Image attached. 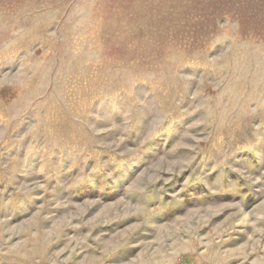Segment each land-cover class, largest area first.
Masks as SVG:
<instances>
[{
	"label": "rangeland",
	"instance_id": "obj_1",
	"mask_svg": "<svg viewBox=\"0 0 264 264\" xmlns=\"http://www.w3.org/2000/svg\"><path fill=\"white\" fill-rule=\"evenodd\" d=\"M263 207L264 0H0V264H264Z\"/></svg>",
	"mask_w": 264,
	"mask_h": 264
},
{
	"label": "bare ground",
	"instance_id": "obj_2",
	"mask_svg": "<svg viewBox=\"0 0 264 264\" xmlns=\"http://www.w3.org/2000/svg\"><path fill=\"white\" fill-rule=\"evenodd\" d=\"M262 207V206H261ZM261 207H257L256 206V208H257V210H256V212H257V215H258V213H261L262 212V210H261ZM264 208V207H263ZM218 210V209H217ZM253 214V213H252ZM238 217V216H241L240 217V222L242 223V222H245V221H247L248 219H249V217H250V214L248 213V214H245V213H243V212H241V211H239L238 213H233V214H231L230 215V217L231 218H234V217ZM247 223V222H246ZM243 224V223H242ZM48 239V238H47Z\"/></svg>",
	"mask_w": 264,
	"mask_h": 264
}]
</instances>
